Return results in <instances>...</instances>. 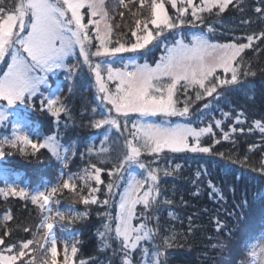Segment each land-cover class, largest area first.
<instances>
[{
    "label": "snow or ice",
    "instance_id": "1",
    "mask_svg": "<svg viewBox=\"0 0 264 264\" xmlns=\"http://www.w3.org/2000/svg\"><path fill=\"white\" fill-rule=\"evenodd\" d=\"M166 2L176 10L180 23L184 22L180 18L186 16L189 9H191L192 19L202 23L203 13H212L215 10L219 15L225 12L234 0H200L199 4L194 3V0H151L150 16L143 20H135L136 29L141 31L131 29V35L135 38L134 43H125L119 38L113 42L114 27H119V25L113 26L108 22L104 0H20L11 14L6 16L0 9V61L10 56L7 71L0 76V100L6 101L8 106L15 105L17 102L30 104L32 97L40 92V85L46 83L45 74L65 69L69 73L65 79L71 80L72 74L81 67L80 61L82 60V64L86 65L95 77L96 98L100 101L98 107L101 109L99 112L101 118L94 120L91 126L97 129H103L105 126L109 129L114 128L116 132L125 137L122 159L114 163L112 169L108 171L110 179L105 187L109 199L103 201L97 199L96 193L102 190L99 186L104 184L101 179L104 169L95 164H91V170H85L84 175L80 177L69 174L62 185L31 195L33 204H39L41 209H46L49 213V216L44 218L41 227L47 230L45 238L50 237L51 239L49 249L51 264H57V240L51 236L53 223L49 222L53 218L52 209L47 207L53 196L62 189H69L75 193L77 179L85 180L86 185L87 181L94 180L96 187L88 186L89 195L80 196V202L85 205L98 203L109 205L112 202L110 198L117 194L114 189L120 187L117 181L124 179L128 168L137 165L140 169L146 170V177L137 179L129 176L124 190L119 193V211L114 217L110 213L106 217L115 222L113 238L121 246L124 257L122 264H132L130 253L133 250L138 251L140 242L146 240L152 233V229L148 228L146 223L138 225L132 223L136 214V206L143 205V211L146 212L154 204H159L158 196L160 195L157 181L161 170L146 165L142 162V156L148 154L159 157L165 150L172 153L186 151L209 153L212 149L202 146L201 138L213 135L212 125L192 127L190 123L172 124L167 118L191 116L189 89L195 91L196 100H201L205 96H213L214 93L219 95L218 88L240 84L241 74L254 75L243 65L242 53L253 46L254 40L264 39V31H261L259 35L247 36V43L210 44L203 34L194 35L190 45L185 44L183 39H177L171 47L164 45L166 54L160 57L155 67L148 63L138 64L131 57H129V62L124 63L122 67H115L117 62L124 59L119 54L137 53L141 49L150 52L151 48L148 46L153 45L154 40L157 44L153 46H158L165 30L177 28L176 21L169 16L165 8ZM260 2L264 5V0ZM119 4L129 8L125 0H119ZM145 5L146 0H141V8ZM84 8L88 10L87 23H84L85 14L81 12ZM255 11L264 16V6L257 7ZM149 24L153 26L154 31L149 30ZM89 25L92 27L89 28ZM77 48L79 49L78 57ZM93 48H95L94 51ZM70 56L77 60L76 64L65 63L66 58ZM93 58L99 59L94 62ZM217 69L223 71L225 78L222 79L217 75ZM229 73L231 74L230 79L227 78ZM112 83L115 84L114 89L109 86ZM69 90L71 91V87ZM181 90L185 97L184 106L178 107L181 103L179 97ZM108 105L111 107L109 108ZM41 106L46 107L57 118L61 113L67 114L66 106L60 101L58 95L55 98L44 97ZM204 107L208 108L209 105L206 104ZM92 111L94 114L97 113V109ZM132 114H136L137 118L132 119ZM14 115L19 120L23 119L19 113H14ZM222 115L229 116L226 112ZM156 116L165 119L160 122L146 119ZM6 118L7 113L0 108V122ZM235 122L241 123L239 114L236 115ZM129 123H131V130ZM255 123L260 132L264 133V124L260 121ZM215 127H222L221 120H215ZM108 138L106 135V139ZM228 138L229 133L225 132L224 139ZM5 144L12 148L19 145L30 146L34 153L42 148H48L65 166L70 159L60 154L62 146L54 137L46 138L43 143H33L27 136L20 134L16 126L13 127L12 139L0 140V157L6 154L3 150ZM19 150L24 151V148L20 147ZM67 151L68 149H65V152ZM91 151L90 148L89 152ZM107 151L108 149L101 147L97 154ZM164 175H171V172L165 171ZM9 191L12 195L20 197L27 195L23 189L19 191L15 188L0 190L5 195ZM76 195L79 196V193ZM165 203H170V201H165ZM156 211L159 209L157 208ZM81 215H87V213ZM55 216L60 220L66 218L65 214L60 212H56ZM9 219L11 217L5 215L4 220ZM103 227L105 231L99 233L101 237L113 233L110 223L104 224ZM8 234L4 232L2 235L7 236ZM32 243L33 241H28L19 246L7 247V242L0 237V245L5 246L9 253H15L0 254V264H16L17 259L27 254L26 250ZM164 244H168L167 239ZM256 247L253 246V250L249 253L254 258L258 255ZM76 252L77 247L73 244L71 254L75 255ZM157 255L160 253L157 252ZM259 256L262 258L261 264H264V247L259 248ZM63 264H69L67 245L64 249ZM81 264L85 262L81 261Z\"/></svg>",
    "mask_w": 264,
    "mask_h": 264
},
{
    "label": "trees",
    "instance_id": "2",
    "mask_svg": "<svg viewBox=\"0 0 264 264\" xmlns=\"http://www.w3.org/2000/svg\"><path fill=\"white\" fill-rule=\"evenodd\" d=\"M16 2L0 0V9L12 11ZM262 6L260 0H234L219 15L215 10L212 13L205 12L204 21L200 22L203 27L199 29L207 31L213 41L247 43V36L259 35L264 31V16L255 11ZM197 31V28L187 30L186 37L190 38ZM175 40L173 38L165 44L170 46ZM242 57L243 65L254 75L241 74L240 84L223 86L217 89L219 95L214 93L201 100H196L195 91L189 89L192 106L189 121L197 123L195 125L199 127L212 125L213 135L204 136L201 140L202 146L212 150L209 153L166 154L156 161L157 168L161 170L157 181L160 189L159 204H154L146 212L141 205L135 220L139 224L146 223L153 230L152 239L140 242L143 254L152 264H212L218 256L225 258L228 242L237 239L246 218L254 214L257 228L243 241L244 258L240 264L247 258L246 243L257 233L264 235V133L260 132L255 123L260 121L264 124V39L254 40L253 46L245 49ZM217 75L225 78V74L220 71H217ZM230 77L231 74H227V78ZM76 91L67 97V100L72 101V112L69 115L61 114L60 117V123L68 135L66 143L67 140L77 143L76 148L72 147L64 153V156L70 157L67 165L57 160L59 164H55L54 170L47 173L42 168L49 165L41 163L33 171L26 168V172L21 174V180L22 184H27L35 192L46 185L56 184L62 171L80 177L85 170H91V164H95L104 169L101 173L104 184L99 186L102 190L96 193L97 199L103 201L109 199L105 187L110 179L108 171L122 159V151L111 141L106 147V153L97 154L103 147L99 139L101 129L91 124L101 117L92 111L97 106L90 94L82 92L80 88ZM179 97L180 100L184 98L183 90ZM206 104L208 108L204 107ZM195 107L197 110H194ZM225 112L229 114L228 117L222 115ZM237 114L241 120L239 124L235 122ZM215 120H221V128L215 127ZM47 121L51 123L50 116ZM56 124L52 132L57 131ZM39 129L46 131L48 128L40 124ZM225 132L229 133L227 140L224 139ZM31 164L35 165L32 160ZM165 171L171 172V175H164ZM40 177L43 179L38 181ZM76 183L75 192L79 196L89 195L88 186L96 187L94 180L87 181V185L85 180L80 179ZM119 189L114 190L117 194L110 198L112 202L109 205L83 204L80 207L70 201L72 191L67 189L54 195V203L58 201L66 216L62 220L61 237L65 241L68 237L73 239L72 243L77 247L74 260L80 261L79 255H84L85 258L89 257L85 264L122 263L123 252L119 242L113 238L114 234L108 235L107 240L99 235L105 231L103 225L110 223L106 217L110 213L111 204L116 205L119 201ZM10 202L16 207L14 215L17 214L19 220L26 222L29 219L26 212L12 199ZM157 208L159 211H156ZM165 239L168 240L167 245L164 244ZM67 246L71 257L72 246L69 243Z\"/></svg>",
    "mask_w": 264,
    "mask_h": 264
},
{
    "label": "rangeland",
    "instance_id": "3",
    "mask_svg": "<svg viewBox=\"0 0 264 264\" xmlns=\"http://www.w3.org/2000/svg\"><path fill=\"white\" fill-rule=\"evenodd\" d=\"M19 2L20 0H17L16 5ZM125 3L129 4V8L121 6L119 4V0H104V8L108 12V22L111 23L113 26L119 25V27H114V32L112 36L113 42H115V40L119 38L122 42L134 43L135 38L131 35V29H135L138 32L141 31L140 29H136L135 20H143L145 17L150 16L151 0H146V5L143 8H141V0H125ZM194 3L199 4L200 0H194ZM165 8L169 16L174 21H176L178 25L177 28L165 30L162 34V37L160 38L158 46H153L157 44L156 40L153 41V45L148 46L149 48H151L150 52H146V50L141 49L137 53L119 54L120 56L124 57V59L122 61L117 62L114 65L115 67H122L124 63H128L129 57L134 58L136 63L138 64L148 63L150 66L155 67L156 62L160 59V57L166 54V51L163 50V46L166 41L176 38V40L183 39V42L185 44L190 45L192 43V37L191 39L186 37V31L192 28H197L199 30L196 32L195 36H200L203 34L210 44L235 43L229 41H213L212 39H210V34L207 31L202 32L199 29V27H203L202 24L199 21H194L192 19L191 9L188 10V14L186 16L180 18L184 21L183 23H180V21L177 19L176 10L171 7V4L166 2ZM12 11H7L3 9V15L6 16L8 14H11ZM87 11V8L81 9V12L85 14L84 23H87ZM121 13H123V15H121ZM133 13H136V15H133ZM91 27L92 26L89 25V28ZM149 30L154 31L153 26L151 24H149ZM175 41L170 45V47L174 45ZM92 50L94 51L95 48H93ZM76 52L78 57V48L76 49ZM98 59L99 58H93V61L96 62ZM9 62L10 56H6L3 61H0V76H2L5 71H7V65ZM80 62L81 67L77 68L76 72L72 74L71 80L65 79L69 75V73L65 69H59L54 73L50 72L45 74L47 78L46 83L40 85V92H38L35 96L32 97V101L30 104H21L17 102L15 105L8 106L6 101L0 100V108H2L7 113V118L3 122H0V140H4L5 138L12 139L13 127L16 126L19 133L27 136L30 140L33 141V143H43L45 142L46 138L54 137L56 141L62 146L60 148V154L62 156H64L65 149H68V151H70L72 147L73 149L76 148L77 143L73 144V141L69 142L68 140L66 143L65 139L68 138V135H66L64 126L60 123L61 114L69 115L70 112H72V101L71 99L67 100V97L73 95L74 93H77L76 90L80 88L82 92H87V94H90L91 99L95 102L97 106L98 115L101 111V109L98 107L100 105V101L96 98L97 89L95 84V77L89 72L88 67L82 64V60ZM65 63L68 65H73L77 63V60L73 59L70 56L66 58ZM217 71L223 73L221 69H217ZM109 86L114 89L115 84L112 83ZM70 87L71 91L69 90ZM57 95L60 97V101L66 106L67 109V114L61 113L59 118L53 116L47 110L46 107L42 108L41 106V102L44 101V97L51 96L55 98ZM184 99L185 97L181 98V103L178 105V107L184 106ZM108 107L110 108L111 105H108ZM191 108L192 106H190V110ZM194 110H197V108L195 107ZM14 113H19L20 117H22L23 119H17ZM113 115H115L114 112ZM49 116L51 117V123H48L47 121ZM131 118L136 119V114H132ZM146 119L149 121L160 122L162 119L165 118L161 116H156L147 117ZM167 119H169L170 121L172 119H176L177 121H175V123L173 124L190 123L192 127H199L195 125L197 123L189 121V117H170ZM56 122L58 123V129L57 131L55 130L52 132V128H55V126L57 125ZM40 124H43L48 129L46 131L40 130ZM129 129L131 130V123H129ZM106 135L109 137L108 139H106ZM117 138H119L118 141ZM99 139L102 140V146L104 148H106L111 141H114L116 143V146L122 151L125 137L121 136L119 132H116L114 128L109 129L107 126H105L103 129H101ZM20 147H23L24 151H20ZM3 150L6 154L3 157H0V190L15 188L17 191H19L20 189H23L27 195L24 197H20L18 195H12L10 191L7 193V195L0 192V237H2L7 242V247L19 246L22 243L33 241V243L30 244L29 248L26 250L27 254L24 257H20L19 259H17L16 264H21V261H23V264H45V261H47V264H51V253L49 251L51 247V239L50 237L48 239L45 238V232L47 230L41 227V225L44 223L43 217L49 216V213L46 209H41L39 207V204H33L31 200V195H34L37 192H46V190H50L52 187L62 185L64 180L68 178V175L70 173L62 171L59 180H57L56 184L46 185L45 187L33 192L32 190H30L27 184H22L21 174L23 172H26V168L33 171L35 169V166L41 163H47L49 165L48 167L42 168L43 172H52L54 170V167L59 164V162H57V160L59 159L54 156L48 148H42L38 152L34 153L33 149H31L30 146L19 145L16 148H12L5 144L3 146ZM43 151H46V154L44 156H42ZM166 154H172V152L165 150V152L161 153L159 157L155 155L144 154L141 159L142 162H144L146 165L152 168H157L156 161H158V159L162 155ZM31 160L34 162L35 165L31 164ZM63 165L65 164L63 163ZM146 175V170L140 169L137 165H132L130 168H128L127 172L125 173L124 179L117 181V183L120 185L119 193L124 190L129 176L135 177L137 179H143L146 177ZM14 176H16L17 178H13ZM42 179L43 177H40L38 181ZM11 199L12 201L18 203V205H20L21 208L28 215L29 219L26 222L19 220V217L16 216L17 214L14 215L16 207L11 204ZM55 200L56 196H53L52 200L50 201V204L47 207H50L52 209L53 218L49 222L53 223L51 236H54L57 240V264H63L65 245L69 243L72 246L73 239H70L68 237L67 241H65L61 237L63 228L62 220L56 217L55 213H63V211L61 210V206L59 205L58 201L54 203ZM70 201L73 204L79 205L80 207H82L83 205V203L80 202V196L76 195V192L71 193ZM119 201L116 205H114V203L113 205L111 204L110 214L112 217H114L119 211ZM140 206V204L136 206V214L134 215L132 221L134 225L139 224L135 220H137L136 218H138V209L140 208ZM73 210L76 211L78 209L73 208ZM19 211L20 210H18L17 213H19ZM5 215H9L11 219L5 221ZM255 216L256 214H254V216L247 217L245 224L243 225L244 227L242 228V230H240L237 239L233 241L230 240L227 244V247L225 246L227 248L226 257L224 258V256H218L212 264H240V262L244 258L242 254L243 241H245L249 234L257 228L258 222L255 219ZM109 221L113 228L112 234H114L115 222L111 219H109ZM25 229H27V231H25ZM4 232H8L9 234L7 236H3L2 234ZM108 235H106L105 237L106 240ZM151 237L152 236L149 235L147 239L150 240L152 239ZM28 238L30 239L26 240ZM253 246H257L256 250L258 253L257 257H255V262L253 264H261L262 258L259 256V248L264 247V237H260L258 241L253 244ZM138 248V251L133 250L132 253H130L132 264H152V262L145 257V254H143L142 247L140 244ZM160 253H162V251H160ZM0 254L9 255L15 253H9L6 250L5 246L0 245ZM79 258L80 261L74 260V257L72 255L71 257H69V264H81V261L86 262L89 257L85 258L84 255H79ZM118 264L122 263L118 262Z\"/></svg>",
    "mask_w": 264,
    "mask_h": 264
}]
</instances>
